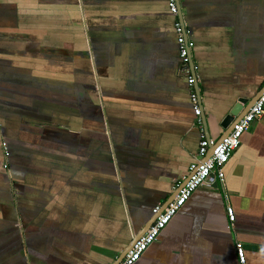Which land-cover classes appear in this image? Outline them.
<instances>
[{
	"label": "crops",
	"instance_id": "0c3cea01",
	"mask_svg": "<svg viewBox=\"0 0 264 264\" xmlns=\"http://www.w3.org/2000/svg\"><path fill=\"white\" fill-rule=\"evenodd\" d=\"M0 0V264H111L264 86V0ZM135 264H264V114ZM235 212L228 220L226 206Z\"/></svg>",
	"mask_w": 264,
	"mask_h": 264
},
{
	"label": "built area",
	"instance_id": "2783aa9c",
	"mask_svg": "<svg viewBox=\"0 0 264 264\" xmlns=\"http://www.w3.org/2000/svg\"><path fill=\"white\" fill-rule=\"evenodd\" d=\"M168 7L171 13L176 17L174 28L177 33L181 71L187 78L191 102L193 104L194 113L197 116L196 123L203 130L201 98L198 90L195 88L197 73H195L196 66L193 63L192 55L194 41L185 19L179 16L178 0H168ZM263 114L264 91H262L249 110L233 124L229 133L221 139L207 137L202 131L195 159L189 165V177L178 189L173 199L164 208H161V205H156L153 208V212H159L157 217L150 227L135 241L118 264H135L148 247L158 238L171 219L185 205L197 188L209 184L212 177L223 183L225 164L229 161L232 153L240 146L244 132L250 128L255 119L262 117ZM210 149H213L212 152H210ZM180 183L181 182L177 183L176 186ZM226 213L229 222L233 225L236 217L234 209L230 204L226 206ZM235 249L238 263L249 264L244 244L241 241L235 242Z\"/></svg>",
	"mask_w": 264,
	"mask_h": 264
},
{
	"label": "water",
	"instance_id": "95a60500",
	"mask_svg": "<svg viewBox=\"0 0 264 264\" xmlns=\"http://www.w3.org/2000/svg\"><path fill=\"white\" fill-rule=\"evenodd\" d=\"M178 6H179V16L183 17L182 10H181V1L178 0ZM185 19V18H184ZM183 19V20H184ZM194 61V60H193ZM194 63V62H193ZM196 73V72H195ZM195 88L198 90L199 95V83H198V77L196 79ZM264 91V86L260 89V91L255 95V97L248 99V98H240L230 109L229 112L226 114V116L220 121L221 127L224 129L223 133L220 136V139L229 133L231 128L233 127V124L241 117L243 116L249 108L252 106V104L257 100V98L260 96V94ZM201 98V96H200ZM202 123L205 129V132H207L208 124L207 120L204 117V113L201 114ZM209 137L208 133L206 135ZM213 149H210V152H212ZM209 152V154H210ZM208 154V155H209ZM189 177L187 174L186 177L183 179V181L177 185L173 191L170 193V196L166 199L165 203L161 204V208H164L176 195L178 189L181 187L182 184L185 183L186 179ZM153 210V209H152ZM153 212V211H152ZM159 212H153L151 217L142 225V227L139 230H132L131 237L128 241V243L123 247V249L115 256L114 261L111 264H118L119 261L125 256V254L129 251V249L132 247V245L135 243V241L150 227V225L153 223L155 218L157 217Z\"/></svg>",
	"mask_w": 264,
	"mask_h": 264
}]
</instances>
